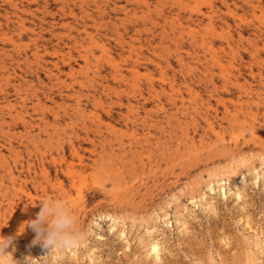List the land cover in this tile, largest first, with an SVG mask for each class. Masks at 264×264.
I'll return each mask as SVG.
<instances>
[{
	"label": "rangeland",
	"instance_id": "rangeland-1",
	"mask_svg": "<svg viewBox=\"0 0 264 264\" xmlns=\"http://www.w3.org/2000/svg\"><path fill=\"white\" fill-rule=\"evenodd\" d=\"M0 36L15 260L264 264V0H0ZM45 198L76 247L17 235Z\"/></svg>",
	"mask_w": 264,
	"mask_h": 264
},
{
	"label": "clouds",
	"instance_id": "clouds-1",
	"mask_svg": "<svg viewBox=\"0 0 264 264\" xmlns=\"http://www.w3.org/2000/svg\"><path fill=\"white\" fill-rule=\"evenodd\" d=\"M39 203L41 209L36 218L25 222L17 235L22 234L26 227H30L36 233L32 244L42 243L45 249H50L49 254L57 250H69L76 247L81 240V233L77 219L70 211V201L45 198ZM14 239L15 237L11 236H0V264H20V261L13 258L12 252L8 251ZM13 251H15L14 247ZM25 264H30L28 258Z\"/></svg>",
	"mask_w": 264,
	"mask_h": 264
},
{
	"label": "bare ground",
	"instance_id": "bare-ground-1",
	"mask_svg": "<svg viewBox=\"0 0 264 264\" xmlns=\"http://www.w3.org/2000/svg\"><path fill=\"white\" fill-rule=\"evenodd\" d=\"M249 3H252V1H249ZM256 6H258V5H256ZM252 7H254V6H252ZM20 29H22V30H26L27 28L25 27V25H24V23H23V25H21V28ZM5 35V34H4ZM6 36V35H5ZM1 37V36H0ZM2 38V37H1ZM3 40L5 41V40H10L11 42H13L14 40H13V38H11V37H4L3 38ZM35 57H37V58H39V53L38 52H35ZM7 80H8V82L10 81V76H7ZM25 106V105H24ZM24 122H26L25 120H23ZM155 249H157L156 247H155Z\"/></svg>",
	"mask_w": 264,
	"mask_h": 264
}]
</instances>
